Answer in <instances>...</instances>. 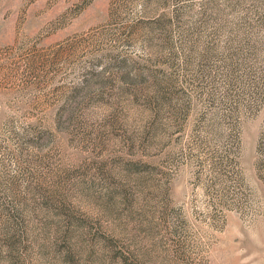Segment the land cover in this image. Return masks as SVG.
Masks as SVG:
<instances>
[{"label":"rangeland","instance_id":"374dc122","mask_svg":"<svg viewBox=\"0 0 264 264\" xmlns=\"http://www.w3.org/2000/svg\"><path fill=\"white\" fill-rule=\"evenodd\" d=\"M0 264H264V0H0Z\"/></svg>","mask_w":264,"mask_h":264}]
</instances>
